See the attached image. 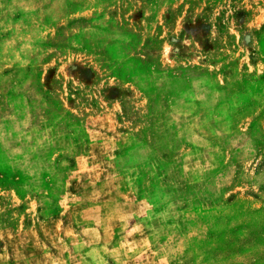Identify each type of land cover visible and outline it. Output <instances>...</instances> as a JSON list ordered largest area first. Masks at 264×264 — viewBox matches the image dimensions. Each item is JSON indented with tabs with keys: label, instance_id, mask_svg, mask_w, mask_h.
<instances>
[{
	"label": "rangeland",
	"instance_id": "1",
	"mask_svg": "<svg viewBox=\"0 0 264 264\" xmlns=\"http://www.w3.org/2000/svg\"><path fill=\"white\" fill-rule=\"evenodd\" d=\"M0 264H264V0H0Z\"/></svg>",
	"mask_w": 264,
	"mask_h": 264
}]
</instances>
